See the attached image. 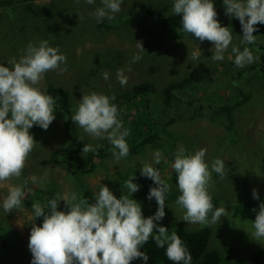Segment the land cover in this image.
Listing matches in <instances>:
<instances>
[{"label": "rangeland", "instance_id": "374dc122", "mask_svg": "<svg viewBox=\"0 0 264 264\" xmlns=\"http://www.w3.org/2000/svg\"><path fill=\"white\" fill-rule=\"evenodd\" d=\"M101 6V0H96L94 5L85 0H0V63L8 66L7 61L13 57L19 59L21 50L29 42L47 40L50 46L58 47L66 55L67 72L49 71L39 86L46 93L49 84L68 89L71 101L65 110L56 106V119L47 130L39 126L30 129L37 143L21 177L0 183L2 201L8 186L22 185L31 176L42 177L47 172L49 181L46 190L31 180L26 184L27 188L24 185L25 195H31V203L22 200L21 210L7 214L0 207V264H31L32 253L28 245L33 222L29 218L32 205L35 202L42 204V200L47 203L57 198V194L63 196L66 192H75L78 198L94 203L93 192H98L104 184L120 198L124 193L128 194V189L122 186L135 175L134 183L140 187L133 196L142 205L145 218L154 215L158 208L156 200L143 198L140 190L148 196L150 189L156 186L151 184L144 189L139 180L147 179L140 169L144 162H152L155 150L161 151L162 160L153 166H162V179L179 194L177 177L171 167L178 150L193 154L206 148L205 159L209 166L216 158L224 160L227 175L221 179L213 172L209 191L217 200L213 202L214 207H224L227 216L210 226L212 234L207 248H217L222 258H229L230 262L260 248L264 241L254 240L251 232L252 221L260 203L264 202V85L258 66L248 65L246 73L239 77L234 70V57L233 60L228 57L233 45L241 50L247 46L255 56H260L264 49V24L255 26L254 45L241 43L243 31L231 29L233 41L225 59L213 61L211 42L201 43L189 36L173 38L161 27L158 11L172 12L173 0H123L121 11L113 20L97 22L91 13ZM216 11L225 15V5L216 7ZM226 16L240 24L237 18ZM136 41L143 42L145 51L141 54L142 59L133 63V56L138 51ZM199 49L202 55L192 60L189 52ZM129 67L131 71H128ZM118 69H124L128 77V83L123 87L116 77ZM105 71L109 73L108 80L103 78ZM186 76L194 79V88L183 92L184 103L176 101V113L174 109L169 111L176 121L160 132V141L149 144L141 153L129 154L118 163L109 150L104 159L96 157L93 169L87 170L92 168V163H87L90 152L83 155L82 149L85 144L96 146L102 140L90 137L71 120L84 92L116 96L135 83L151 81L155 91L150 93V108L154 109L153 118L158 119V114L164 111V87ZM241 92L248 98L235 108L232 117L222 110L214 114L217 107L241 99ZM145 112L143 109L137 111L135 107L126 109L124 126L127 128L126 123ZM77 142H82V146L77 147ZM76 148L78 151L71 156L69 150ZM60 150L69 151V155L59 154L63 166L52 161V155ZM253 189L258 191L259 199L253 198ZM175 201L165 200L166 215L156 223L167 227L169 232L200 227L182 221L184 210ZM246 201L255 203L243 214H235L237 206ZM58 210H68L65 201L60 202Z\"/></svg>", "mask_w": 264, "mask_h": 264}, {"label": "clouds", "instance_id": "9594fccd", "mask_svg": "<svg viewBox=\"0 0 264 264\" xmlns=\"http://www.w3.org/2000/svg\"><path fill=\"white\" fill-rule=\"evenodd\" d=\"M85 2L94 5L96 0ZM122 3L123 0H101L102 6L91 15L97 22L113 20L115 14L121 11ZM223 4L225 15L240 21L243 31L241 43L254 45L255 26L264 24V0H223ZM172 11L181 17L185 33L192 34L201 43L209 41L213 44V61L225 59L233 35L229 27L222 26L217 19L214 0H173ZM136 48L138 51L133 56V63L142 59L141 54L145 51L142 41H136ZM201 55V49L189 52L194 61ZM228 59L233 60L237 68H244L259 57L247 46L241 50L233 45ZM7 65L0 63V183L21 177L37 143L30 129L39 126L47 130L56 119V101L39 85L49 71L58 74L67 72V57L58 47L41 40L38 43L29 42L21 50L19 59L10 58ZM128 71H131L130 67ZM116 77L122 87L127 85L128 77L124 69H118ZM103 78L109 79L107 71L103 72ZM115 99V94L84 92L71 120L90 137L109 141V150L118 163L130 154L126 140L130 129L124 126L120 118L121 110L113 103ZM99 147L102 145L85 144L82 154L95 152ZM206 153V148L193 154H185V150L180 149L171 165L180 192L175 203L184 210L182 221L201 227L215 225L221 217L227 216L224 207H214L209 191L213 172L221 179L226 177L225 161L216 158L209 166ZM152 155V162H144L140 172L157 185L150 189L147 196L148 200L154 198L158 204L154 215L145 218L142 205L129 198L139 191L140 186L134 183L135 175L122 186L128 189V194L124 193L120 198L102 184L98 192H93L94 203L78 198L75 192H66L63 196L57 194V198L43 205L35 202L29 217L33 221L28 245L32 253L31 264H131L141 258L147 264L149 256L140 249L150 237L158 248L167 245L165 254L168 260L175 264H192V254L180 235L156 223L166 215L165 200L170 185L162 179L159 169L153 166L161 163V151L155 150ZM29 180L46 190L48 173L45 172L42 177L31 176L22 185L8 186L7 195L0 201L5 213L22 209L24 185ZM252 195L254 199H259L256 189H253ZM61 201L66 202L67 211L58 210ZM46 208L50 209L47 213ZM41 217L43 223L39 225L36 221ZM252 228L251 237L258 242L264 241V202L259 205Z\"/></svg>", "mask_w": 264, "mask_h": 264}, {"label": "trees", "instance_id": "16d2710c", "mask_svg": "<svg viewBox=\"0 0 264 264\" xmlns=\"http://www.w3.org/2000/svg\"><path fill=\"white\" fill-rule=\"evenodd\" d=\"M215 9L218 6L223 5V0H214ZM164 8H167L165 6ZM158 15L160 16L159 23L161 27L166 30L173 38H182L185 36H189L191 38L196 39L192 34L185 33L182 29L181 17L176 15L173 11L163 14L161 11H158ZM217 19L221 22L222 26L229 27V29H238L242 30L241 24H239L236 20L229 19L224 14H218ZM259 59L252 64V68H259L260 76L263 80L264 85V49L261 51ZM249 67L244 68H237L235 66L234 70L236 71L237 75L241 77ZM194 79L192 77L186 76L182 79L175 80L169 84H167L163 89V100H164V111L162 114H158V119H154V109L150 108L152 97L150 93L155 91V84L151 81H142L139 83L133 84L130 88L120 92L116 95L115 103L120 111V118L124 122V113L126 109L136 108L138 110H146L143 114H139L136 117V120L132 119L131 122L126 123L127 128L130 129V135L126 137L128 139V144L130 147V154L134 153H141L143 148L148 147L149 144H156L157 141L161 140L160 132L165 130L166 125L172 124L176 121L174 115H169V111L174 109L176 113V101L183 102V92L185 90H192L194 88ZM47 94L53 96L56 101V106L60 109H68L69 105H71L70 101V93L68 89L49 84L47 87ZM241 99L234 100L231 105H222L217 107L214 110V114L219 113L221 110L228 116L232 117V112L235 108L243 105L247 100V95H243L241 92ZM184 103V102H183ZM123 115V116H122ZM168 116L166 119L165 117ZM138 118H142L141 120H137ZM232 120V119H231ZM162 127L159 130V127ZM77 147L82 146V142H77ZM98 145H102V147L97 148L95 152H90L87 157V163H92V168L87 170H92L94 167V162L96 157L100 160L104 159L106 155L109 154V149L111 147L110 142L106 139L100 141ZM71 156L78 151L76 149H70ZM69 151L60 150L56 151L52 155V161L59 165L63 166L61 160H59V154L62 155H69ZM159 171L162 169L158 167ZM139 184L144 188L147 189V186L151 184L156 186L154 181L150 178L144 179L140 178ZM25 188L27 186L25 185ZM144 190L141 189L140 193H142L143 198H147V195L144 194ZM180 194L173 188H170L169 193L166 195V200L173 202L177 200ZM31 195L27 193L25 197L22 199L26 203H31ZM129 198H134L131 196ZM213 198V202H216ZM42 205L46 204L42 200ZM254 201H246L239 204L235 210V214H243L245 210L248 208L253 207ZM50 209L46 208L45 212H49ZM210 218V217H209ZM37 224L42 225L43 218H39L36 221ZM177 234L180 235L182 241L186 245L188 251L192 254V264H264V245L260 248L254 250L250 254L246 255L243 258H236L229 261L230 259H223L220 252L217 248H210L208 249L209 239L212 234V229L210 226L205 227H192V228H182L176 230ZM166 247L165 248H158L156 243L152 237H150L147 244L144 245L140 250L147 253L149 256V260L147 264H175V262L168 260L166 256ZM131 264H144V261L141 259H136L131 262ZM182 264V262H181Z\"/></svg>", "mask_w": 264, "mask_h": 264}]
</instances>
